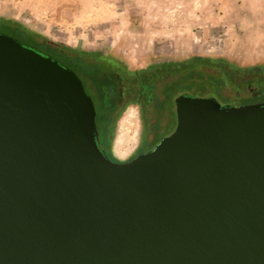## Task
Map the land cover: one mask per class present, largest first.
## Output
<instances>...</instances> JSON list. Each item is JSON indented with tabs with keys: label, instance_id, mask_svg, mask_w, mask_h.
<instances>
[{
	"label": "water",
	"instance_id": "water-1",
	"mask_svg": "<svg viewBox=\"0 0 264 264\" xmlns=\"http://www.w3.org/2000/svg\"><path fill=\"white\" fill-rule=\"evenodd\" d=\"M173 103L113 162L75 72L0 33V264H264V102Z\"/></svg>",
	"mask_w": 264,
	"mask_h": 264
},
{
	"label": "rangeland",
	"instance_id": "rangeland-1",
	"mask_svg": "<svg viewBox=\"0 0 264 264\" xmlns=\"http://www.w3.org/2000/svg\"><path fill=\"white\" fill-rule=\"evenodd\" d=\"M0 18L41 38L113 56L130 69L193 55L222 57L241 67L264 65V0H0ZM247 79L226 85L221 97L193 96L212 97L221 106L264 102V78L253 86ZM172 105L163 115L159 142L174 130ZM151 133L138 107L127 105L116 123L114 157L130 160Z\"/></svg>",
	"mask_w": 264,
	"mask_h": 264
},
{
	"label": "trees",
	"instance_id": "trees-1",
	"mask_svg": "<svg viewBox=\"0 0 264 264\" xmlns=\"http://www.w3.org/2000/svg\"><path fill=\"white\" fill-rule=\"evenodd\" d=\"M0 33L75 72L95 107L98 146L113 162H121L114 157L112 145L116 123L127 105L138 107L143 126H149L152 132L151 140L143 137L136 151L141 154L158 144L156 138L163 115L178 95L208 92L221 97L225 86L235 84L241 77H248L247 86L260 80L263 82L264 78V65L241 67L222 57L199 55L177 61H154L144 68L130 69L113 56L74 49L41 38L6 18H0Z\"/></svg>",
	"mask_w": 264,
	"mask_h": 264
},
{
	"label": "flooded vegetation",
	"instance_id": "flooded-vegetation-1",
	"mask_svg": "<svg viewBox=\"0 0 264 264\" xmlns=\"http://www.w3.org/2000/svg\"><path fill=\"white\" fill-rule=\"evenodd\" d=\"M254 103H255V102H254ZM254 103H253V102H249V103H245V104H254ZM256 103H261V102H256ZM262 103H263V102H262ZM245 104H244V105H245ZM136 155H138V154H135V156H136ZM135 156H134V157H135Z\"/></svg>",
	"mask_w": 264,
	"mask_h": 264
}]
</instances>
